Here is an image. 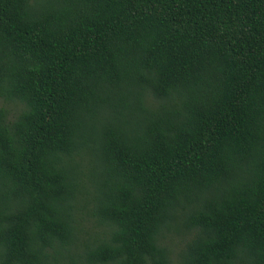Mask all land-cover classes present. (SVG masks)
<instances>
[{
  "label": "trees",
  "instance_id": "trees-1",
  "mask_svg": "<svg viewBox=\"0 0 264 264\" xmlns=\"http://www.w3.org/2000/svg\"><path fill=\"white\" fill-rule=\"evenodd\" d=\"M0 264H264V0H0Z\"/></svg>",
  "mask_w": 264,
  "mask_h": 264
},
{
  "label": "rangeland",
  "instance_id": "rangeland-1",
  "mask_svg": "<svg viewBox=\"0 0 264 264\" xmlns=\"http://www.w3.org/2000/svg\"><path fill=\"white\" fill-rule=\"evenodd\" d=\"M10 108L16 112L19 110L20 106L19 105H10ZM181 243L178 241V239H173L171 242V247L173 248L174 253H176L180 247Z\"/></svg>",
  "mask_w": 264,
  "mask_h": 264
}]
</instances>
